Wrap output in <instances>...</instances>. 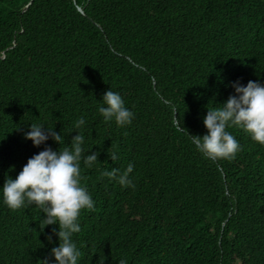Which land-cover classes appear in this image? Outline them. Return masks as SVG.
<instances>
[{
    "label": "trees",
    "instance_id": "16d2710c",
    "mask_svg": "<svg viewBox=\"0 0 264 264\" xmlns=\"http://www.w3.org/2000/svg\"><path fill=\"white\" fill-rule=\"evenodd\" d=\"M250 80L264 85V0H0V264H38L49 236L59 246V224L9 209L2 188L78 133L99 155L80 165L95 210L72 236L77 264H264V146L229 127L241 150L211 160L186 134H208V109ZM108 90L130 125L104 121ZM31 124L64 142L34 146ZM129 163L134 188L101 176Z\"/></svg>",
    "mask_w": 264,
    "mask_h": 264
},
{
    "label": "clouds",
    "instance_id": "9594fccd",
    "mask_svg": "<svg viewBox=\"0 0 264 264\" xmlns=\"http://www.w3.org/2000/svg\"><path fill=\"white\" fill-rule=\"evenodd\" d=\"M231 86L235 89V94L230 95L222 107L208 109L204 118L208 134L201 137L190 135L186 131L196 148L211 160L231 161L241 150L235 137L226 131L229 127L242 128L254 142L264 146V85L250 80L246 86L239 81ZM103 102L107 106L99 107L98 111L105 122L114 120L119 127L132 123L134 113L125 107L119 93L108 90L103 96ZM174 122L181 130H185L176 115ZM84 123L85 120L81 117L76 121L75 127L79 129ZM49 138L59 145L64 142V137L54 127L31 124L30 131L25 133V139L31 140L37 147ZM83 144L84 136L78 133L72 138L70 148L54 151L51 147H46L28 159L14 180L7 178L4 182L2 195L9 209L16 211L35 204L46 214L43 228L59 224L58 232L53 229V233L59 237V246L55 247L49 236L38 264H77L82 255L72 242V236L81 231L78 223L81 211H94L95 202L87 188L81 185L80 165L83 161L85 167L92 168L98 162L99 155L96 152L85 155ZM110 158L113 162L118 159L115 151L110 154ZM133 168L134 165L129 163L122 174L119 169L112 168L111 171H102L101 176L116 180L122 187L134 188L129 177ZM119 264H127V261L121 259Z\"/></svg>",
    "mask_w": 264,
    "mask_h": 264
}]
</instances>
